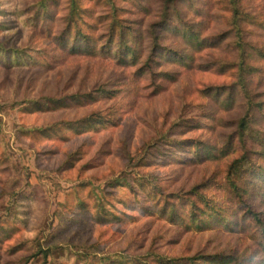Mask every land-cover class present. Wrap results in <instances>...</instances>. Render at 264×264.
Instances as JSON below:
<instances>
[{
    "label": "rangeland",
    "instance_id": "1",
    "mask_svg": "<svg viewBox=\"0 0 264 264\" xmlns=\"http://www.w3.org/2000/svg\"><path fill=\"white\" fill-rule=\"evenodd\" d=\"M34 1L0 0V54H26L0 66V264H167L229 253L264 261V234L240 228L250 215L225 180L248 100L259 105L251 127L264 138V0L180 1L170 27L198 31L205 48L191 62L164 57L147 69L148 29L166 0H81L88 22L101 18L96 35L118 9L143 51L135 67L62 54L46 31L60 28L65 0L38 27ZM208 5L203 19L196 11L208 15ZM169 30L157 32L159 45L188 54ZM71 96L83 99L60 102ZM197 147L212 150L198 159ZM251 202L264 217V197ZM36 242L50 249L46 262L25 261Z\"/></svg>",
    "mask_w": 264,
    "mask_h": 264
},
{
    "label": "trees",
    "instance_id": "2",
    "mask_svg": "<svg viewBox=\"0 0 264 264\" xmlns=\"http://www.w3.org/2000/svg\"><path fill=\"white\" fill-rule=\"evenodd\" d=\"M180 1L189 2L190 0H166L164 6L161 9L158 19L152 25L149 26L148 35L153 38V45L149 48L147 60L145 61L144 67L150 68L154 64H158V59L165 57L168 61L174 60L184 61L186 58L193 61L197 51L204 49L203 41L199 37L198 31H194L192 28L188 27H170V18L171 13L175 12L176 7ZM106 2L112 4L114 0H107ZM81 0H65V14L57 18L56 25L60 27L56 32L50 33V30L46 31L47 36L53 39V43L57 49H59L62 54H67L68 56H103L108 57L114 61L116 64L121 67H135L140 63V57L143 55V51L138 49L137 36H135L130 31V27L125 25V20L118 18L117 11L118 9L114 6L110 9V22L108 23V29L104 25V33L101 35H96L95 30L97 29L95 21L100 22L101 18H94L92 22L86 20L91 18L92 11L89 8H83L81 6ZM33 9L35 8L32 21L35 24V27L41 24V22H48L52 20V9L59 4V0H35L33 3ZM208 15L204 10L199 9L198 12L200 16L205 19L206 16L210 15L211 7L208 5ZM236 9L234 10L231 18V22L235 27L236 32L241 39L240 32L238 31V19H237ZM236 17V18H235ZM174 29V35L179 37L180 40L185 41L187 53L182 52V54L172 51L167 48H163L159 45L158 39L159 35H156L157 32L162 30ZM106 29V32H105ZM170 29V30H171ZM169 30V31H170ZM242 42V40H241ZM244 46L246 43L243 41ZM241 48V47H239ZM5 51L4 48L0 46V53ZM24 49H13L10 52L0 54V66L7 69L11 67V62L7 61V55H11L15 58L16 62L18 59H23L22 54L25 53L22 51ZM26 55V54H25ZM28 58V57H27ZM9 60V59H8ZM239 65L246 69V60L243 57H240ZM185 62V61H184ZM20 65V64H18ZM188 66V64H186ZM238 85L244 89L245 81L242 76L240 77V83ZM216 93V92H214ZM219 93V92H218ZM83 97H66L60 102L72 101L79 102ZM58 102V101H57ZM56 101L44 99V104H56ZM257 104V103H256ZM251 103L249 100L246 103L247 111L239 121V124L236 126V129L233 131L237 140L236 144L239 146L238 155L232 157V161L227 165L226 172V183L229 185V192L234 194V199L240 201L246 207L245 214L250 215V217H242L240 222V228L253 225L260 233L264 234V217H261V213L257 212L253 207L252 198L255 196L264 197V138L262 135H258L259 132L255 131L251 127V117L250 111L253 108H256L259 105ZM202 144V143H200ZM216 154L215 159H217L218 150L215 148ZM209 149L207 147L195 148L194 154L197 158L200 159L203 155H199V152L206 151ZM207 154V153H206ZM205 154V156H207ZM257 159L262 161V164L257 163ZM202 198V197H201ZM203 199V198H202ZM251 200V201H250ZM192 205V204H191ZM194 207V205H193ZM213 206H206V210H212ZM194 210H200L194 207ZM202 210L201 213H203ZM169 212L166 211V214ZM173 221H176L177 217H171ZM196 217H192L190 220H196ZM216 218H213L214 220ZM34 252L25 258V261L29 259L42 258L46 262L47 258L51 255L50 249L44 250L38 242H36ZM19 247V246H18ZM13 249V252H17V248ZM163 260V259H161ZM183 260V262H182ZM264 264V261L261 260L256 262L251 256L242 259H238V256L235 253L229 254H213V255H202L198 254L193 257H187V259L181 260H172L167 262V264Z\"/></svg>",
    "mask_w": 264,
    "mask_h": 264
}]
</instances>
